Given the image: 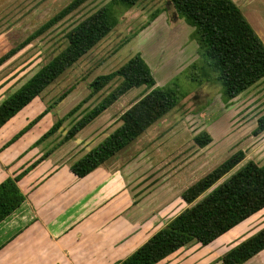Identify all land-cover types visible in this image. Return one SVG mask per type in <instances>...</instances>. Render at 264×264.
Returning a JSON list of instances; mask_svg holds the SVG:
<instances>
[{
	"label": "rangeland",
	"instance_id": "obj_1",
	"mask_svg": "<svg viewBox=\"0 0 264 264\" xmlns=\"http://www.w3.org/2000/svg\"><path fill=\"white\" fill-rule=\"evenodd\" d=\"M70 1L0 0V56ZM108 1L84 0L2 62L0 100L62 49L66 44L65 34L72 26ZM157 9L161 11L154 20L148 22L150 14ZM181 20L174 13L169 0H137L119 15L117 24L104 38L34 99L38 102L36 106L41 102L44 104L40 106L42 111L51 107L40 121L43 122L45 114L49 115L48 125L56 118L64 117L60 128L46 138L44 147L49 151L61 144L64 131L75 118L95 106L121 83V78L115 77L100 90L91 92L88 83L95 76L117 69L139 53L154 75L155 86H163L177 77V91L186 92L184 97L105 163L106 167L116 169L115 174L119 175V182H122L121 189L117 190L124 193V215L132 211L131 214L139 212L140 218L148 216L154 229H159L172 216L198 201L247 161L264 163V133L253 134L257 118L264 112V78L228 104L222 101L217 84L190 81L184 69L196 60L198 48L191 37L193 28L184 19ZM67 89H70L67 95L58 99ZM147 91L148 88L143 85L127 90L87 124L86 129L78 131L71 139L77 141H71L73 145L66 151L69 160L79 158L119 126L122 113ZM249 92L252 94L248 98ZM57 106L59 111L67 109L60 117L53 112ZM73 108L74 111H71ZM40 110L37 115L42 112ZM201 132L208 133L211 138L204 147L198 146L193 139ZM238 149L244 151V159L210 189L191 204L181 198L185 188ZM263 226L264 208L204 247L197 242L181 247L184 248L182 254H193L183 264H221V256L230 247ZM197 250H201V255L195 257L194 252ZM243 264H264V249Z\"/></svg>",
	"mask_w": 264,
	"mask_h": 264
},
{
	"label": "trees",
	"instance_id": "obj_2",
	"mask_svg": "<svg viewBox=\"0 0 264 264\" xmlns=\"http://www.w3.org/2000/svg\"><path fill=\"white\" fill-rule=\"evenodd\" d=\"M84 0H71L43 25L0 56V64L32 41L57 20L71 12ZM137 0H109L94 12L78 21L65 34L66 44L18 88L0 102V128L39 96L64 71L78 61L117 24V18ZM174 13L193 28L191 37L197 43V58L185 69L190 81L217 84L225 104L264 78V44L232 0H169ZM160 9L149 16L152 21ZM115 77L119 86L95 106L72 121L64 131L60 143L73 139L76 133L93 121L117 98L134 87L145 86L141 95L121 115V124L100 142L87 150L70 165L78 177L87 175L97 166L133 142L147 127L173 109L186 92H178L177 77L163 86H155V78L139 53L130 57L117 69L95 76L89 83L91 92L100 90ZM72 89V88H70ZM64 91L63 99L70 91ZM42 111L11 137L15 141L31 128L44 113ZM74 111V108L71 110ZM64 117L56 118L36 141L55 133ZM264 131V113L256 121L253 134ZM195 143L204 147L210 135L201 132ZM8 142V143H9ZM48 152L43 153L20 173L0 181V221L6 218L24 200L18 181L37 165ZM238 149L181 192V198L191 204L216 181L244 159ZM264 208V163L249 160L198 201L172 216L152 233L140 246L114 264H155L177 249L191 243L205 246L227 232L242 220ZM264 249V226L252 235L230 247L220 258L221 264H243Z\"/></svg>",
	"mask_w": 264,
	"mask_h": 264
},
{
	"label": "crops",
	"instance_id": "obj_3",
	"mask_svg": "<svg viewBox=\"0 0 264 264\" xmlns=\"http://www.w3.org/2000/svg\"><path fill=\"white\" fill-rule=\"evenodd\" d=\"M232 1L264 44V0ZM251 94L247 93V97ZM36 103L37 100H33L0 128V181L20 173L48 152L21 176L18 186L25 198L0 221V264H114L157 229L152 227L148 216L140 218L139 212L124 215V193L117 190L121 189L122 182L115 174L116 169L106 167L108 160L87 175L78 177L70 170L78 157L69 160L66 156V151L73 145L70 142L77 139L64 141L49 151L44 147L48 137L36 143L51 125H48L49 115L45 114L43 122L37 121L15 141L9 142L44 105L41 102L36 106ZM66 110L59 111L57 106L53 112L60 117ZM84 128L86 126L81 130ZM182 249L155 264L187 262L193 254H182ZM194 253L198 257L201 250Z\"/></svg>",
	"mask_w": 264,
	"mask_h": 264
}]
</instances>
